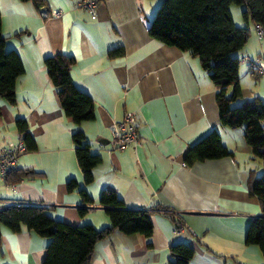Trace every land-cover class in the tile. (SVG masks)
Here are the masks:
<instances>
[{
    "label": "crops",
    "instance_id": "obj_1",
    "mask_svg": "<svg viewBox=\"0 0 264 264\" xmlns=\"http://www.w3.org/2000/svg\"><path fill=\"white\" fill-rule=\"evenodd\" d=\"M79 1L38 6L0 0L6 48L19 53L25 67L16 102L0 97V144L19 140L18 118L28 121L36 144L20 155L14 173L0 176V207L45 204L55 219L101 229L111 219L100 197L113 189L128 207L151 211L153 233L115 229L95 244L88 264H170V247L178 242L195 248L189 264H264L261 248L247 243L252 219L263 212L252 180L264 174V161L253 154L243 126L221 122L217 87L199 57L149 33L161 0H99L95 15ZM244 9L231 5L236 24L251 31L237 55L264 60V37L251 18L244 19ZM116 49L123 53L111 57ZM56 54L74 57L71 77L94 99L92 120L77 124L65 114L45 66V58ZM239 71L242 97L234 103L264 101V75H250L241 62ZM128 111L137 114L140 142L112 149L111 124ZM77 129L102 158L89 183L76 156ZM212 130L232 154L187 163L189 148ZM81 189L92 202L83 200ZM178 223L184 229L175 234ZM1 232L0 264H43L49 238L26 226L14 232L2 225Z\"/></svg>",
    "mask_w": 264,
    "mask_h": 264
},
{
    "label": "trees",
    "instance_id": "obj_2",
    "mask_svg": "<svg viewBox=\"0 0 264 264\" xmlns=\"http://www.w3.org/2000/svg\"><path fill=\"white\" fill-rule=\"evenodd\" d=\"M33 1L38 6L44 4V0ZM233 4L245 5L244 19L251 18L264 27V0H161L149 26V33L165 44L199 57L203 68L217 87L216 101L221 122L230 127L243 126L253 154L264 161V101L256 98L233 105L242 97L240 59L237 53L244 48L251 33L249 26L236 24L231 11ZM122 53V49H116L110 52V56ZM74 63V57L66 54L49 55L45 58L47 73L56 87L65 114L80 124L95 117V102L89 93L73 82L71 67ZM24 70L20 54L6 48L0 10V97L9 103L16 102V83ZM16 126L28 149L36 146L28 121L18 118ZM72 137L85 182L89 183L94 178V167L101 163L102 158L91 152L83 130H75ZM231 154L223 144L219 132L212 130L189 148L185 160L191 164L197 160ZM14 172L15 170L11 173ZM25 172H20L15 180L23 177ZM75 185L76 181L72 179L69 186L72 188ZM252 192L262 200L263 212L252 219L247 232V243L258 245L264 255V174L252 180ZM80 193L84 201L92 202L85 190L81 189ZM100 203L111 219V225L101 229L92 224L74 225L55 219L48 213L51 207L45 204L2 205L0 244L2 225L14 232L26 226L49 238L43 264H88L95 244L115 229L125 234L152 235L150 210L128 207L113 189L102 192ZM85 210L87 209L80 207L81 212ZM170 250V264H189L195 254V248L185 242L171 245Z\"/></svg>",
    "mask_w": 264,
    "mask_h": 264
},
{
    "label": "built area",
    "instance_id": "obj_3",
    "mask_svg": "<svg viewBox=\"0 0 264 264\" xmlns=\"http://www.w3.org/2000/svg\"><path fill=\"white\" fill-rule=\"evenodd\" d=\"M99 0H80L79 6L92 11L95 15L96 5ZM53 13L58 14L59 11ZM257 34L260 38L264 37V27L257 24ZM240 62L246 64L247 71L253 76L264 75V60L261 58H253L250 55H244L240 58ZM138 117L133 111L125 114L123 121L113 122L111 124L112 133V149H126L130 146L137 145L140 142V133L137 125ZM28 147L22 138L17 142L0 144V176L4 179L16 170L17 162L21 154L26 152ZM184 229L181 223H178L173 232L180 234Z\"/></svg>",
    "mask_w": 264,
    "mask_h": 264
},
{
    "label": "rangeland",
    "instance_id": "obj_4",
    "mask_svg": "<svg viewBox=\"0 0 264 264\" xmlns=\"http://www.w3.org/2000/svg\"><path fill=\"white\" fill-rule=\"evenodd\" d=\"M160 4V3H159ZM159 6V5H158ZM158 8V7H157ZM157 8H156V10H157ZM233 105H236L235 103L233 104ZM3 186H5L6 187V185L3 183Z\"/></svg>",
    "mask_w": 264,
    "mask_h": 264
}]
</instances>
